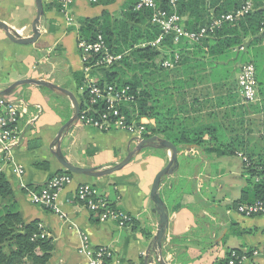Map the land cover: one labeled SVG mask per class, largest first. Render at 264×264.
<instances>
[{
	"label": "crops",
	"instance_id": "0c3cea01",
	"mask_svg": "<svg viewBox=\"0 0 264 264\" xmlns=\"http://www.w3.org/2000/svg\"><path fill=\"white\" fill-rule=\"evenodd\" d=\"M127 2L74 0L64 12L58 0H43L40 36L32 44L14 43L0 29V90L21 79H48L72 92L79 103L82 91L73 76L75 72L83 74L77 47L78 19L96 18L104 11L112 19H119ZM208 11L212 14L214 8ZM35 14L34 0H0V21L22 37L32 34ZM181 17L184 24L187 16ZM68 35L73 45L67 42ZM243 48L238 60L231 56L224 62L225 68L234 71L236 80L243 62L259 60L264 73V35L259 43ZM196 90L197 102L187 100L185 104L191 116H197L201 124L223 123L222 135L227 138L234 135L228 124L243 119L242 126L234 124L236 129H242L237 133L250 142L259 141L256 150L263 151L264 111L250 110L241 118L239 109L230 113L231 105L216 104V93L210 84H198ZM205 92L209 95L205 96ZM261 96L258 93L259 99ZM6 100L18 113L23 137L9 160L0 154V168L11 185L23 223L37 220L52 239L53 250L46 264H88L79 252L83 236L93 246L110 249L108 264H144L158 224L150 189L156 173L168 163L171 151L144 148L121 170L102 177L71 173V181L58 193L53 207L46 208L33 203L29 195L65 170L51 154L50 146L59 127L72 115V102L66 95L33 84L16 87ZM207 111L214 112L212 119L206 116ZM32 139H38L40 145L27 149L26 142ZM135 144L132 135L124 130L100 131L76 122L62 138L61 150L73 165L100 170L120 162ZM177 157L178 168L164 177L159 187L168 211L162 257L171 264H214L237 248L251 251L241 264H264V215L246 217L235 209L244 196L252 197L244 154L237 151L221 155L187 145L178 150ZM42 161L47 162L46 169L35 167ZM83 182L94 184L104 199L131 215L132 221L124 226L112 220L99 221L76 197V188ZM143 230L150 231L151 237L147 238ZM149 264H158L153 254Z\"/></svg>",
	"mask_w": 264,
	"mask_h": 264
},
{
	"label": "trees",
	"instance_id": "16d2710c",
	"mask_svg": "<svg viewBox=\"0 0 264 264\" xmlns=\"http://www.w3.org/2000/svg\"><path fill=\"white\" fill-rule=\"evenodd\" d=\"M137 1L128 0L123 16L119 19H112L107 11L96 18L78 19V39L92 40L97 34H102L115 53H123L114 66L102 70V82L129 86L134 100L124 104L122 110L128 118L144 125V137L162 136L178 150L194 145L221 155H233L241 151L246 158L244 168L252 197L244 196L240 203L264 200V149L262 152L256 150L259 141L250 142L237 133L242 129H236L234 124L242 126L243 119L228 124L234 135L227 138L222 135V127L225 126L223 123L209 121L201 124L197 116H191L189 108H185L187 100L192 104L197 102L198 84H210L216 93V104L231 105L230 113L239 109L242 118L250 110L264 111V73L260 61L253 65L257 87L260 88L258 93L262 96L254 103H242L234 71L224 67V62L231 56L238 60L239 47L262 40L264 0H253L251 12L233 24L224 23L199 43L182 40L175 45L171 42V37H167L165 47L177 50L180 54L177 63L169 69L159 64L169 53L140 46L142 42L154 40L160 30L149 23V10L134 9ZM161 1L164 4L165 0ZM244 2L245 0H179L177 10L180 16H187L184 27L197 30L206 24L211 15L234 10ZM210 7L214 8L212 14L208 11ZM127 48L131 52L124 55L123 50ZM73 76L78 89L81 88L83 74L75 72ZM208 95L209 92H205V96ZM80 100L79 107L83 109L86 107V93H81ZM135 109L137 112H134ZM213 114L212 111L206 112L209 119H212ZM251 143L252 146H249ZM39 145L38 139L26 142L27 149H34ZM35 167L46 169L48 164L42 161L35 163ZM110 205L114 207L112 203ZM43 232L45 230L38 227L37 220L23 223L16 209L11 185L0 168V264H46L51 256L53 243L51 237H41ZM143 234L147 238L151 237L148 230H143ZM250 254V250L243 252L237 248L231 249L223 259L214 264H229L230 260L233 264H241V256Z\"/></svg>",
	"mask_w": 264,
	"mask_h": 264
},
{
	"label": "built area",
	"instance_id": "2783aa9c",
	"mask_svg": "<svg viewBox=\"0 0 264 264\" xmlns=\"http://www.w3.org/2000/svg\"><path fill=\"white\" fill-rule=\"evenodd\" d=\"M74 0H58L63 11L70 7ZM97 3L100 0H88ZM179 0H138L135 10H149L151 12L149 23L159 28L160 33L154 40L140 43L141 47L149 46L160 51L168 50L165 47L167 37L178 45L182 40L188 43H199L209 37L224 23L233 24L245 14L253 10V0L245 2L234 10L211 15L209 20L197 30H188L184 27L182 17L178 14ZM77 47L82 62L83 86L81 91L86 93V107L79 110L78 123L82 126H90L100 131L124 130L132 135L134 141L144 137L145 127L134 119L128 118L122 110V106L134 100L128 85L117 86L116 83L103 81L99 76L104 69L114 66L123 53H115L109 47L102 34H97L92 40L78 39ZM243 50V46L238 48ZM169 55L161 60V65L167 69L174 67L180 58L177 50H168ZM238 91L242 103H254L258 100V87L255 76V68L252 62H244L239 67L237 76ZM19 116L13 105L4 98H0V154L5 160H9L15 149L21 143L23 133L19 126ZM246 160V159H245ZM20 171V170H19ZM71 181V174L66 170L52 176L39 190L30 193V200L46 208H52L58 193ZM76 197L99 220L115 221L119 226H124L132 221L127 212L112 207L110 202L104 199L97 187L88 182L80 183L76 188ZM236 211L246 217L264 215V200H256L251 203H239ZM39 228H43L38 223ZM48 236L46 232L41 237ZM79 252L83 254L88 264H108L111 259V251L105 246H93L83 236ZM234 255V253H232ZM248 256H241L240 263ZM170 263V260H167ZM229 264H233L230 260Z\"/></svg>",
	"mask_w": 264,
	"mask_h": 264
},
{
	"label": "water",
	"instance_id": "95a60500",
	"mask_svg": "<svg viewBox=\"0 0 264 264\" xmlns=\"http://www.w3.org/2000/svg\"><path fill=\"white\" fill-rule=\"evenodd\" d=\"M36 6V14L31 23L32 34L29 37H22L14 29L9 27L6 23L0 21V29H2L8 39L17 44H32L40 36V20L44 15L43 0H34ZM25 84H33L37 86H43L63 95L69 97L73 105L72 115L59 127L57 134L50 146L51 154L57 159L60 165L68 172L73 174H82L91 177H102L109 175L116 171L121 170L126 166L132 158L137 155L144 148H163L169 149L171 151V157L168 163L160 169L152 181L150 189V199L154 204V211L158 214V224L156 232L154 233L150 245L145 253L144 264H149L150 255L153 254L155 260L158 264H171L162 257V245L166 236L168 228V211L164 200L159 193V187L161 181L164 177L171 175L178 168V149L169 140L160 137L158 135H151L149 137H143L136 139V144L132 149H128L126 156L117 164L108 167L106 169L97 170L93 167H80L73 165L68 161L62 150H61V140L64 135L69 131L74 123L78 121L79 117V103L72 92L66 90L65 88L58 86L48 79H37V78H27L15 81L5 89L0 90V98L6 99L10 96L16 87Z\"/></svg>",
	"mask_w": 264,
	"mask_h": 264
},
{
	"label": "rangeland",
	"instance_id": "374dc122",
	"mask_svg": "<svg viewBox=\"0 0 264 264\" xmlns=\"http://www.w3.org/2000/svg\"><path fill=\"white\" fill-rule=\"evenodd\" d=\"M67 39H68L67 42L69 43V45H73L72 36H71V35H68ZM166 47H167V49L169 50L168 46H166ZM130 50H131L130 48H129V49H128V48H127V49H124V50H123V51H124V55L130 53V52H131ZM168 50L164 51V53L166 52V53L168 54ZM158 62H159V60H158ZM161 63H162V62L160 61L159 64L161 65ZM161 66H162V65H161ZM162 67H163V66H162ZM132 110H133V108H132ZM134 112H137V110L135 109Z\"/></svg>",
	"mask_w": 264,
	"mask_h": 264
}]
</instances>
